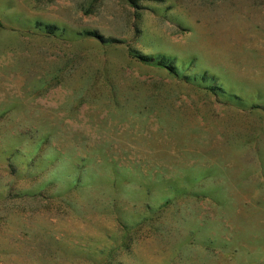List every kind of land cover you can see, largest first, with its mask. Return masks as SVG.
Returning <instances> with one entry per match:
<instances>
[{"label": "rangeland", "instance_id": "1", "mask_svg": "<svg viewBox=\"0 0 264 264\" xmlns=\"http://www.w3.org/2000/svg\"><path fill=\"white\" fill-rule=\"evenodd\" d=\"M0 264H264V0H0Z\"/></svg>", "mask_w": 264, "mask_h": 264}, {"label": "trees", "instance_id": "2", "mask_svg": "<svg viewBox=\"0 0 264 264\" xmlns=\"http://www.w3.org/2000/svg\"><path fill=\"white\" fill-rule=\"evenodd\" d=\"M142 59H144L145 61L154 62L157 65L163 66L169 69L171 73L177 74V71L179 69L177 65H172L171 62H168L169 60H172V58L164 54L158 55L157 57L145 55V56H142ZM187 77H190V76H186V78ZM170 200H171L170 197H166L164 204H168ZM148 207L150 208L151 206L148 205Z\"/></svg>", "mask_w": 264, "mask_h": 264}, {"label": "crops", "instance_id": "3", "mask_svg": "<svg viewBox=\"0 0 264 264\" xmlns=\"http://www.w3.org/2000/svg\"><path fill=\"white\" fill-rule=\"evenodd\" d=\"M8 86H10V83L8 84Z\"/></svg>", "mask_w": 264, "mask_h": 264}]
</instances>
